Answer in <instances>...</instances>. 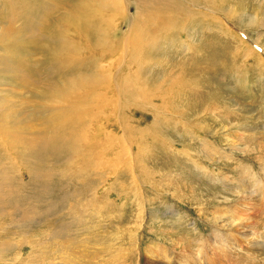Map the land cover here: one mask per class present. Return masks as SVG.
<instances>
[{"label":"rangeland","instance_id":"374dc122","mask_svg":"<svg viewBox=\"0 0 264 264\" xmlns=\"http://www.w3.org/2000/svg\"><path fill=\"white\" fill-rule=\"evenodd\" d=\"M57 1L59 6L36 0L28 10L22 0H0V199L5 205L0 264H177L175 250L186 244L206 264L199 240L208 242L218 230L212 224L237 204L244 243L229 259L209 260L264 264V188L258 193L251 187L253 173L264 183L259 158L264 154V0H213L210 10L200 6L195 28L172 29L162 46L145 48L137 64H117L110 75L99 50L85 40L77 41L81 59L60 66L46 58L48 45L60 44L61 38L55 28H45L44 16L50 22L57 17L58 24L73 3L98 0H64L68 6ZM253 18L257 24L251 26ZM69 29L62 30L67 39L72 38ZM21 40L31 42L29 56L20 53ZM23 65L26 70L20 72ZM116 84L120 92L110 89ZM71 113L78 117L61 129L65 145L45 159L32 155L30 130L54 133ZM103 119L117 126L101 129ZM110 130H118L119 142L108 141ZM20 131L26 138L18 137ZM86 140L91 145L84 146ZM203 141L212 145L211 160ZM109 157L114 160L103 164ZM239 178L248 184L243 193Z\"/></svg>","mask_w":264,"mask_h":264},{"label":"bare ground","instance_id":"6f19581e","mask_svg":"<svg viewBox=\"0 0 264 264\" xmlns=\"http://www.w3.org/2000/svg\"><path fill=\"white\" fill-rule=\"evenodd\" d=\"M49 1V0H48ZM64 3L66 6H68L69 3L65 2L64 0H59V2ZM9 2V1H8ZM7 2V4H8ZM22 3L24 4L25 8L28 10H31L33 8H35L37 6L36 4V0H22ZM73 3V2H72ZM6 4V5H7ZM51 6H59L60 4L58 3L57 0H51V2L48 3ZM71 4V3H70ZM74 5H71V8L69 9V11L67 13H65L64 17L61 18L60 23L57 21L55 22V18H52L53 22H50V18L44 16L45 19V28H55L53 31L50 30L52 32L58 33L60 36L59 39L61 38V42L60 44L57 42L55 44H49V50L50 52L48 53L49 55L46 57L49 62H55V63H63L67 65L69 64L67 61L70 60H78L81 59L82 55L84 54H79L78 52L81 53V51L83 49L79 48L78 44L80 42L77 41H83L85 40L88 44L90 42L92 49L95 48L96 50H99V53H101V55L99 56L100 59L103 60L102 62V67L103 69L105 68V70H107V72L109 73V71L113 70L114 67H116L117 64H131L128 63V61L133 62V63H138V61L140 59H142L143 57V51L145 48L146 50H151L152 48H154L156 50V48L160 45V41L162 40V42H164L166 39H169V34L171 33L170 31L172 29H174V31H178L181 28H195V24L197 23V16H198V9L201 6L204 10H210L213 8L214 4H213V0H98L96 1L95 4L91 5L86 3H73ZM16 5V4H15ZM19 5V4H18ZM133 6L134 7V12L131 13L129 11V7ZM9 8V6H7ZM46 7H48V5H46ZM50 7V6H49ZM11 9V8H10ZM13 9V7H12ZM12 11V10H11ZM10 11V12H11ZM14 12V11H13ZM49 12V11H48ZM52 12V11H51ZM15 13V12H14ZM60 14V13H59ZM229 17H232V15H228ZM27 18V17H26ZM59 21V20H58ZM256 19L253 18L250 20V25L253 26L256 23ZM264 21V20H263ZM11 23V22H10ZM249 23V22H248ZM10 24H8L9 26ZM12 25V24H11ZM194 25V26H193ZM221 27H223V25H225L223 22H220ZM41 26V25H40ZM226 26V25H225ZM228 27V26H227ZM263 27V26H262ZM59 28H66L64 29H60ZM68 28H73L72 30H70L71 33V39H67L66 38V34L64 32L67 33ZM121 28H127L125 30H122ZM229 28V27H228ZM32 29V28H31ZM62 30L64 32H62ZM38 31V29H37ZM61 31V32H60ZM189 33V37H193L192 35V29H188ZM49 32V31H48ZM69 32V31H68ZM182 32V31H181ZM185 32V31H184ZM55 33L54 36L56 35ZM186 33V32H185ZM49 34V33H48ZM27 35V34H25ZM30 35V34H29ZM41 35V34H40ZM39 35V36H40ZM34 36V35H33ZM36 36V35H35ZM38 36V35H37ZM48 36H53L52 34L47 35ZM76 36V37H74ZM57 37V35H56ZM63 37V38H62ZM237 36L235 35V38ZM32 38V37H31ZM38 38V37H37ZM41 38V37H40ZM53 38V37H50ZM49 40H53L50 39ZM79 40H76V39ZM188 38V37H187ZM47 38H45L46 40ZM57 39V38H55ZM54 39V40H55ZM174 39V38H173ZM239 41H241L242 43L246 44V46H248L247 48L249 49V52H252L259 56L260 53H258L257 51H255L250 45H248V43H246L245 41H243L240 37H238ZM28 40V38H27ZM47 40V41H49ZM256 40H260L259 37L256 38ZM29 41L32 42V40L30 39ZM29 41H25V40H21L18 41V46L21 48L20 53L25 54L26 56H29V52L30 50H28V44L31 43ZM37 41V40H36ZM46 41V43L48 44V42ZM95 42V43H92ZM39 42V40H38ZM44 41H42L43 43ZM55 42V41H54ZM181 42V41H180ZM27 43V44H26ZM36 44V42H34ZM41 43V42H40ZM45 43V44H46ZM51 43V42H50ZM169 43V42H167ZM171 43V42H170ZM178 43V42H177ZM33 44V42H32ZM46 44V45H47ZM174 44V43H173ZM172 44V45H173ZM31 45V44H30ZM39 45V44H38ZM83 45V44H82ZM179 45V44H178ZM181 45H184V47H188V45L183 41L181 42ZM36 46V45H35ZM34 46V47H35ZM86 46V45H84ZM162 46V44L160 45ZM167 46V45H166ZM174 46V45H173ZM264 46V45H263ZM33 47V46H31ZM39 47V46H38ZM37 47V48H38ZM41 47V46H40ZM45 47V46H44ZM170 47V46H169ZM243 47V46H242ZM36 48V47H35ZM163 48V47H162ZM168 48V47H166ZM175 48V47H174ZM245 48V47H244ZM34 49V48H32ZM95 49H93V51H95ZM165 49V47H164ZM181 49V48H180ZM243 49V48H242ZM153 50V49H152ZM182 50V49H181ZM245 50V49H244ZM141 51V52H139ZM238 51V50H237ZM247 51V50H246ZM34 52V51H33ZM98 52V51H95ZM147 52V51H146ZM248 52V51H247ZM32 53V52H31ZM47 54V51H46ZM44 52V55H46ZM168 54V53H166ZM250 54V53H249ZM262 54V53H261ZM38 55V53H37ZM40 55V54H39ZM38 55V56H39ZM263 55H264V51H263ZM36 55H34L33 57H35ZM166 56V55H165ZM41 57V56H39ZM264 57V56H263ZM158 58V55H157ZM261 58V56H260ZM41 60V59H40ZM43 60V59H42ZM161 60V59H160ZM39 61V60H38ZM46 61V60H44ZM66 61V62H65ZM43 62V61H42ZM47 62V61H46ZM159 62V61H158ZM41 63V62H40ZM152 63V62H151ZM155 63V61L153 62ZM47 64H45L46 66ZM54 65V64H53ZM60 65V64H59ZM58 65V67H59ZM152 65V64H151ZM42 68H43V63L41 64ZM48 66V65H47ZM56 66V65H55ZM61 66V65H60ZM145 66V65H144ZM101 67V68H102ZM39 68V67H38ZM37 68V69H38ZM47 68V67H46ZM52 68V67H51ZM50 68V69H51ZM61 68V67H60ZM146 68V67H145ZM144 68V69H145ZM49 69V68H48ZM53 69V68H52ZM51 69V70H52ZM95 69V68H94ZM118 69V67H117ZM127 69V68H126ZM149 69V68H148ZM177 69V68H176ZM26 70V67L23 66H19V71L23 72ZM56 70V68L54 69ZM59 69L58 68V75H59ZM70 70V68H69ZM180 70V69H179ZM182 70V68H181ZM53 71V70H52ZM51 71V72H52ZM135 71V70H134ZM56 72V71H55ZM54 72V73H55ZM93 72V71H92ZM106 72V71H105ZM124 72V71H123ZM141 72V71H140ZM139 72V73H140ZM238 72V71H237ZM262 72V71H261ZM62 73V72H61ZM60 73V75H61ZM118 73V72H116ZM179 73V72H178ZM56 74V75H57ZM86 74V73H85ZM90 74V73H89ZM92 74V73H91ZM100 74H102L100 72ZM103 74H105L103 72ZM113 74V72H112ZM111 74V75H112ZM79 75V74H78ZM82 75V74H81ZM94 75H96L94 73ZM108 75V74H107ZM110 75V73H109ZM129 75V74H128ZM134 75V74H131ZM137 75V74H136ZM141 75V74H140ZM178 75V74H177ZM116 76V75H115ZM180 76V75H179ZM245 76V75H244ZM105 78V76H103ZM119 77V76H117ZM140 76H135V78H139ZM176 77V76H174ZM112 78V77H111ZM165 78V77H164ZM172 78V77H171ZM247 78V77H246ZM108 79V78H107ZM175 79V78H174ZM248 79H246L247 81ZM182 81V79H181ZM180 82V81H179ZM184 82V81H183ZM243 82V81H241ZM107 84V83H106ZM182 84V83H181ZM189 84V83H188ZM242 84V83H241ZM180 86V85H179ZM183 86V85H182ZM172 87V86H171ZM108 88V87H107ZM106 88V89H107ZM181 88V87H180ZM185 88V87H184ZM188 88V87H187ZM105 89V90H106ZM111 90L116 89L117 92L121 91V87L119 85L116 84V87H111ZM108 89V90H110ZM169 89V88H168ZM186 89V88H185ZM171 90V89H170ZM173 91V89H172ZM184 91V90H182ZM175 92V91H173ZM185 92V91H184ZM63 93V92H62ZM61 93V94H62ZM60 94V95H61ZM63 95V94H62ZM105 95V94H103ZM172 95V94H171ZM182 95V94H181ZM70 96L69 93H67L65 95V100H68V97ZM174 96V95H173ZM169 97V96H168ZM104 98V97H103ZM165 98V97H164ZM175 98V97H174ZM178 98V97H177ZM176 98V99H177ZM183 98V97H182ZM166 99V98H165ZM173 99V98H172ZM175 99V101H176ZM180 99V98H179ZM166 101V100H165ZM180 101V100H179ZM172 102V101H171ZM164 103V102H163ZM165 104V103H164ZM163 104V105H164ZM164 107V106H163ZM166 107V106H165ZM175 107V106H174ZM167 108V107H166ZM164 108V110L166 109ZM168 109V108H167ZM207 111V110H206ZM77 115H70L68 121L66 124L64 125H59L56 126V129L54 131V133H49L48 131H44V132H40L36 130H30V138L28 140V143H30V147L28 149H32L31 154L35 153L36 157H42L45 159V157L48 156L49 151L51 150H55L59 147H62L65 145V141H63V139H61L62 136V132L61 129L64 128H68L70 122L72 120H74L75 118H77ZM114 117V116H113ZM119 117V116H118ZM124 117V116H123ZM183 118V117H182ZM197 118V117H196ZM200 118V117H199ZM169 119V118H168ZM173 119V118H171ZM204 119V118H203ZM122 120V119H121ZM161 120V119H160ZM205 120V119H204ZM104 121V119L102 120V122ZM154 122V121H153ZM152 122V123H153ZM160 122V121H159ZM151 123V124H152ZM187 123V122H186ZM196 124V123H195ZM198 124V123H197ZM124 126H128L126 123L122 124ZM156 125V124H155ZM190 125V124H189ZM112 126H117L116 124H108V123H102V126H100L101 129H105L108 128L110 129ZM122 126V127H124ZM157 126V125H156ZM196 126V125H195ZM203 126V125H202ZM159 128V127H158ZM112 129V128H111ZM139 129V128H138ZM145 129V128H144ZM204 129V127H203ZM60 130V131H59ZM127 130V129H126ZM184 130V129H183ZM190 130V129H189ZM205 130V129H204ZM14 131V129H13ZM12 131V132H13ZM17 131V130H16ZM19 131V130H18ZM141 132H143L144 130L140 129ZM207 131V130H206ZM11 132V131H10ZM211 132V131H210ZM18 137L20 138H26L25 134L20 131V132H15ZM118 133V130H110V134L108 135V132H105L106 138L108 137V141L109 142H115L116 140L118 141L119 139L116 138V136ZM189 133V132H188ZM14 134V133H13ZM152 134V133H151ZM90 136V135H89ZM181 136V135H180ZM185 136H187L185 134ZM199 136V135H198ZM126 137V136H125ZM210 137V136H209ZM105 138V139H106ZM17 139V137H15V140ZM86 139V138H85ZM159 139V138H158ZM59 140H62V143H59ZM67 140V139H66ZM112 140V141H111ZM20 141V140H19ZM201 141V140H200ZM113 142V143H114ZM119 142V141H118ZM117 142V144H118ZM204 146H203V150L206 151L207 153H205V156L208 160L212 159L211 154H209V151L211 152L210 149H212V145L210 146L209 143H206V141H203ZM91 142H89V140H86L85 145L84 146H88L91 145ZM139 144V143H138ZM113 146V145H112ZM108 147V146H105ZM104 148V147H103ZM140 148V146H139ZM165 148V147H163ZM210 148V149H209ZM50 149V150H49ZM168 149V148H167ZM26 150V149H25ZM24 150V151H25ZM174 150V149H173ZM215 150V149H214ZM23 151V150H22ZM171 151V150H170ZM104 152V151H103ZM108 152V150L106 151ZM176 152V151H175ZM23 153V152H22ZM190 154V153H189ZM188 154V155H189ZM224 154V153H223ZM230 154V153H229ZM34 155V154H32ZM119 156V155H118ZM193 156V154H192ZM202 156V155H201ZM35 157V156H34ZM190 160H192L191 156H189ZM227 157V155H226ZM40 158V159H42ZM118 158V157H117ZM260 159H262L264 161V154L261 155V157H259ZM34 159V158H33ZM112 159L114 160V157H109L106 159V161L103 164H108L110 162H112ZM19 160V159H18ZM35 160V159H34ZM38 160V159H37ZM17 161V160H16ZM194 161V159L192 160ZM35 163V161H33ZM38 165H40L39 161L37 162ZM36 163V164H37ZM197 169L200 170V172H207L208 169L206 168V166L199 162V161H195L194 162ZM239 163V162H238ZM35 164V165H36ZM117 164V163H116ZM115 164V165H116ZM35 167V166H33ZM40 167V166H38ZM41 169V168H40ZM264 170V167L262 168ZM37 170V169H36ZM205 170V171H203ZM35 171V170H34ZM38 171V170H37ZM41 170H39L38 172H40ZM37 172V173H38ZM112 172V171H111ZM243 172H245L243 170ZM214 173V172H212ZM211 173V174H212ZM242 174V173H241ZM210 175V174H209ZM36 176L38 177L39 175L36 174ZM85 176V175H84ZM251 176V175H250ZM256 176V175H255ZM254 176V173L252 174L251 177H253L252 179L255 180L253 186L251 185V187H254L255 190H257L258 193H261V191L264 188V183L261 180V177L256 178ZM262 176V175H261ZM4 177V176H3ZM136 177V176H135ZM244 177V176H243ZM7 179V178H6ZM5 179V180H6ZM51 179V178H50ZM49 180H45L49 183ZM263 179V178H262ZM140 180V179H139ZM2 181V179H1ZM243 179H237V184L241 187H243V190H246V188H248V184L245 182H242ZM6 182V181H5ZM1 183V182H0ZM241 183V184H240ZM38 185H41L43 187H45V189L43 190H48V186L42 185L40 183H37ZM50 184V183H49ZM247 184V185H246ZM6 185V184H5ZM4 185V187H5ZM8 185V184H7ZM11 186V185H10ZM55 187V186H54ZM3 188V187H2ZM1 188V189H2ZM53 188V187H52ZM8 189V188H7ZM3 190V189H2ZM6 190V189H5ZM3 190V191H5ZM9 190V189H8ZM12 190V189H11ZM9 190V191H11ZM14 190V189H13ZM86 190L88 191V188H86ZM264 191V190H263ZM44 191L40 192V195L43 194ZM245 193V192H244ZM240 194V193H238ZM253 194V192H252ZM16 195V194H14ZM244 195V194H241ZM49 196V195H48ZM253 196V195H251ZM10 196H8L9 199ZM242 197V196H241ZM11 198V197H10ZM17 198V195H16ZM16 198H12L13 200ZM29 198V196H28ZM47 199V198H46ZM227 200V197L225 198ZM238 199V198H237ZM240 199V198H239ZM1 200V199H0ZM10 200V199H9ZM32 200V199H31ZM198 200V199H197ZM258 200V198H257ZM7 201V200H6ZM199 201V200H198ZM8 202V201H7ZM15 202H18L17 200ZM14 202V203H15ZM262 202V201H261ZM9 203V202H8ZM11 203V202H10ZM24 203V202H23ZM18 204V203H17ZM16 204V205H17ZM260 204V203H259ZM263 204V203H262ZM8 205H12V204H8ZM14 205V204H13ZM12 205V206H13ZM34 205V203H33ZM32 205V206H33ZM247 205V204H245ZM258 205V204H257ZM5 206V205H4ZM3 204H2V200L0 201V211H2L3 209ZM29 206V205H28ZM242 206V205H241ZM260 206V205H258ZM31 207V206H30ZM34 207V206H33ZM221 207V206H220ZM239 205H233L231 208V212L227 215H225L226 218L221 219L218 223L216 222V224H212L213 228H216L218 230L213 229L214 231H212V235L209 237L208 236V242H204L203 240H199L202 241L203 243V248L202 251L205 255V261L206 264L211 263V261L209 260V258H213V256H217V257H225L228 259L231 257V251L233 252L235 249V247L238 249H241L242 243H244L243 240V236H241V231L242 228L244 227L245 222H241V211L239 210ZM244 207V206H243ZM20 208V207H19ZM53 208V207H52ZM247 208V207H246ZM249 208V207H248ZM264 208V207H263ZM18 209V208H17ZM22 209V208H21ZM26 209V208H24ZM5 210V209H4ZM52 210V209H51ZM242 210V208H241ZM44 211V210H43ZM253 211V210H252ZM244 212V211H243ZM25 214V212H24ZM153 214V213H152ZM219 214V213H217ZM242 214V213H241ZM53 216V215H52ZM224 216L220 215L218 217H215L216 220L223 218ZM214 218V219H215ZM245 219V218H243ZM16 221V219H15ZM226 221V222H225ZM225 222V223H222ZM247 223V222H246ZM248 224V223H247ZM61 227V226H60ZM248 227V226H247ZM64 228V227H63ZM67 228V227H66ZM3 229V228H2ZM56 229V228H55ZM66 230V229H64ZM57 232V231H56ZM55 232V233H56ZM60 233V232H59ZM63 233V230H62ZM238 233V234H237ZM65 235V234H64ZM240 235V236H238ZM4 237V236H3ZM178 237V236H177ZM66 239V238H65ZM180 241V240H179ZM182 241V240H181ZM24 242V241H23ZM30 242V241H29ZM32 242V240H31ZM26 243V242H25ZM28 243V242H27ZM260 243V242H259ZM1 244V241H0ZM3 244V243H2ZM5 244V243H4ZM32 244V243H31ZM30 244V245H31ZM34 244V243H33ZM178 244V243H177ZM194 244V243H193ZM212 244H219V248H211ZM253 244V243H252ZM263 244V243H262ZM7 245V244H6ZM23 245V244H22ZM66 245V244H65ZM5 246V245H4ZM8 246V245H7ZM177 247V246H176ZM175 247V248H176ZM9 248V247H6ZM64 248V247H63ZM191 245L186 244L185 246L181 247V250L178 252L177 249L175 250V255H176V260H177V264H203L201 262L200 259H198V256L195 257V254L190 251ZM70 249V247H69ZM65 250V249H64ZM200 250V249H199ZM61 251V250H59ZM213 251V252H212ZM152 254H154V251L151 252ZM65 255V254H64ZM67 255V254H66ZM1 256V254H0ZM69 257V255H67ZM194 256V257H193ZM211 256V257H210ZM63 257V256H62ZM1 258V257H0ZM66 260V259H65ZM215 260V259H213ZM217 261V260H216ZM211 264H216L215 262H212Z\"/></svg>","mask_w":264,"mask_h":264}]
</instances>
